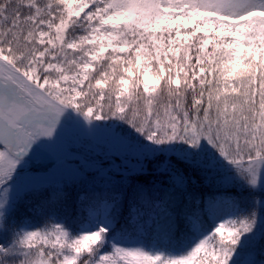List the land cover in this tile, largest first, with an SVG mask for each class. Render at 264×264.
<instances>
[{
	"label": "snow or ice",
	"instance_id": "1",
	"mask_svg": "<svg viewBox=\"0 0 264 264\" xmlns=\"http://www.w3.org/2000/svg\"><path fill=\"white\" fill-rule=\"evenodd\" d=\"M245 190L264 0H0V264H264Z\"/></svg>",
	"mask_w": 264,
	"mask_h": 264
},
{
	"label": "trees",
	"instance_id": "2",
	"mask_svg": "<svg viewBox=\"0 0 264 264\" xmlns=\"http://www.w3.org/2000/svg\"><path fill=\"white\" fill-rule=\"evenodd\" d=\"M103 134H101V139H102ZM104 140V138H103ZM102 141V140H101ZM103 142V141H102ZM69 175V170L68 169H53V171L47 175H44L46 177V180H43L44 183H55V181L60 178V177H66ZM200 187H203L202 185H200ZM264 192H260V191H252L249 192L248 190L243 191L242 193H239V195H241L242 197V203L245 205H248L252 202H254V200H259L262 198ZM208 193H206L207 195ZM237 194V190L233 191V195ZM23 211V209H22Z\"/></svg>",
	"mask_w": 264,
	"mask_h": 264
},
{
	"label": "rangeland",
	"instance_id": "3",
	"mask_svg": "<svg viewBox=\"0 0 264 264\" xmlns=\"http://www.w3.org/2000/svg\"><path fill=\"white\" fill-rule=\"evenodd\" d=\"M103 138H104V136H102V139H101L102 141H103ZM35 179L39 180V182L44 183L43 180H46V177L44 175H42V176L35 178ZM254 191H259V190H254ZM261 199H264V193H263ZM261 199H259V200H261ZM259 200H256V201H259ZM254 202H255V200H254Z\"/></svg>",
	"mask_w": 264,
	"mask_h": 264
}]
</instances>
